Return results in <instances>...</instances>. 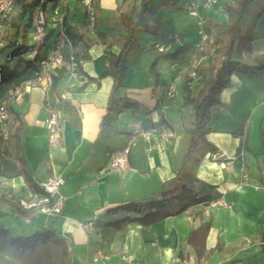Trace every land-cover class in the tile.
<instances>
[{"label":"crops","instance_id":"obj_1","mask_svg":"<svg viewBox=\"0 0 264 264\" xmlns=\"http://www.w3.org/2000/svg\"><path fill=\"white\" fill-rule=\"evenodd\" d=\"M74 1L61 0L56 7L64 10L68 23L79 27L84 34L75 50L79 56V73L74 74L67 65L55 69L47 98L40 86H30L32 74H27L20 84L23 90L6 102L12 119L18 117L15 125L19 126L22 167L28 171L38 191L39 183L49 177L65 179L60 190L62 212L57 217L35 213L28 222L21 221L15 207L4 201L3 194L28 199L33 189L15 173L16 169L3 165L0 166V229H7L12 236L52 229L65 238L75 264H197L186 239L211 216L206 248L212 250L219 245L221 250L212 253L204 264H261L259 262L264 260V188H261L264 153L248 143V127L257 111L264 114V77L252 81L242 73L232 75L229 88L220 96L221 105L211 108V132L204 142L196 144L188 159L195 178L212 188V200L222 197L232 205L231 209L210 210L206 204H199L152 226L144 228L132 222L112 229L109 223L124 216H111L109 209L128 202L141 203L159 192L166 197L178 192L179 182L174 177L185 161L183 157L190 141L185 130L194 126L193 105L188 99V92L193 88L186 87L187 72L195 66L202 75L206 74L213 64L214 49L210 39L204 42L203 50L197 51L195 43L178 57L183 61L180 75L184 92L182 96L176 94L180 97L174 95L156 102L152 92V101L148 104L141 101L135 91L119 89L113 93L114 80L106 74L109 70L106 55L120 53L128 35L117 15L122 11L132 12L137 0H96L100 15L97 26L92 29L85 23L84 12L81 17L75 15ZM232 1L218 0L214 7L201 8L209 35L217 32L212 24L227 21L224 5ZM182 4L184 8L185 1ZM51 6L49 3L46 8ZM261 7L264 1L252 13L253 18ZM53 12L48 10L49 18ZM250 22L245 20L242 30L245 31ZM48 24L49 32L53 26L50 21ZM255 30L259 37L252 42V54L264 57V13ZM53 32H49V40ZM152 42L150 45L154 48ZM171 47L173 52L177 50L174 44ZM45 51L41 49L40 53L44 55ZM233 57L239 60L236 55ZM198 88L194 87L197 91ZM45 98L60 112L62 138L53 146L47 144ZM125 100L133 103L134 108L122 106ZM124 112L131 115L133 128L170 130L174 138L167 144L158 137L149 142L139 138L130 147L126 167L107 173L102 170L106 151L123 146L129 136L127 129H122L125 122L119 119ZM231 112L233 115L226 116ZM224 117H232L229 123L232 126L241 120V126L236 130L215 128L213 120L224 121ZM260 139L264 141V134ZM88 222H93L90 229L80 226ZM99 251L108 259H103Z\"/></svg>","mask_w":264,"mask_h":264},{"label":"trees","instance_id":"obj_2","mask_svg":"<svg viewBox=\"0 0 264 264\" xmlns=\"http://www.w3.org/2000/svg\"><path fill=\"white\" fill-rule=\"evenodd\" d=\"M61 0H14L11 13L6 22L7 29L4 33L6 43L0 46V55L4 56L3 63L0 64V103L9 100L7 93L11 87L18 86L22 83L25 75L32 74L37 70V63L44 58L50 46H46L45 42L49 40L50 31L54 30L53 36L57 35V29L53 28L48 32L46 30L45 40L39 43L33 39V19L37 9L48 12L54 9ZM180 0H157V4L150 5L148 0H139L138 9L134 8L132 12H120L118 20L121 21L122 29L129 35V38L123 40L121 51L114 55L108 53L106 61L109 64V74L114 85L112 92L122 87L123 77L125 73V65L123 57L130 45L135 41L138 32H150L154 35L152 46H165L169 49L161 54V58L177 59L187 47H178L176 51H172L171 45L176 42V35L173 33L172 27L163 19L155 17V10L160 7L175 8ZM264 0H233L231 4L224 5L227 21L219 24H212L217 32L212 36V45L214 49L213 64L209 67L206 74L201 75L199 80V90L194 97H189L190 103L193 104L194 126L186 129L185 132L190 137L189 149L184 155L185 160L180 169L176 173L174 179H177L179 186L176 188L177 193L166 197L163 192L156 193L149 199L143 200L141 203L128 202L120 204L108 210L111 216H124L122 219H116L109 223L112 229H120L128 223H137L142 227L152 226L157 221L178 216L185 210L206 204L212 200V188L202 185L199 179L191 173L188 166L189 157L193 155L196 144L205 141V136L211 132L209 124L211 108L220 106V96L222 91L229 88L231 77L236 73H242L249 80L257 81L264 77V57L252 54V42L258 39L255 30L256 23L264 13V7L255 14L256 16L248 24V27L242 30V26L246 20L248 8ZM52 6L47 9L48 4ZM93 8H95V17L91 25L85 14V23L89 27L95 28L98 24L100 8L93 0ZM85 13V12H84ZM135 16L136 21H132ZM62 31L69 39V44L64 48V64L67 65L73 73L78 74L79 56L76 53L78 44L83 41L84 34L78 27L68 23L66 15L62 20ZM51 39H53L51 37ZM34 40V43L32 42ZM45 48V54H41L40 50ZM35 53V54H34ZM34 54L31 58L30 56ZM236 55L239 60H233L232 56ZM219 63L218 67L216 64ZM125 108H134L133 103L123 102ZM9 109V108H8ZM12 112V111H11ZM18 117L12 119L9 140L0 144V166H10L16 169V174L23 177L26 183H29L35 192L38 186L32 183L28 171L23 165V159L19 153L20 139ZM4 154V155H2ZM17 163V167L15 164ZM6 203L9 201L4 200ZM18 217L22 220L28 218L29 213L15 209ZM133 214V217L127 216ZM211 216L207 221L200 224L194 229L186 239L187 244L193 250L197 264H204L205 260L214 253L220 251L217 245L212 250H207L205 241L210 232ZM0 264H75L73 254L68 250L65 238L60 236L52 229H44V231H36L30 235L12 236L5 229H0Z\"/></svg>","mask_w":264,"mask_h":264},{"label":"built area","instance_id":"obj_3","mask_svg":"<svg viewBox=\"0 0 264 264\" xmlns=\"http://www.w3.org/2000/svg\"><path fill=\"white\" fill-rule=\"evenodd\" d=\"M186 4V11L188 10L196 12L201 8H211L217 5L218 0H184ZM81 6L84 8V12L88 18V21L92 25L95 17V8H93V0H77ZM14 0H0V34L4 33L7 29L6 22L10 15ZM53 15L49 18L48 14L44 10L37 9L34 19H33V39L39 43H43L45 40L46 30L48 29V23L57 29V35L53 36L50 43V47L47 50V54L44 58L40 59L37 63V70L33 73L29 84L30 86H40L44 90V94L47 98V92L53 85V76L52 73L55 69L60 68L64 64V48L69 44L68 37L63 34L62 31V20L65 16V12L59 7L52 9ZM203 22V19H202ZM214 32L209 34H203L201 42L195 44V49L197 51L203 50V44L207 40H212ZM158 49L159 53H164L169 48L165 46H155ZM75 74V73H74ZM196 79V82L199 83V77L196 78L194 73L192 74V79ZM193 81H188L186 87L192 89ZM23 90L21 85L11 87L7 93V96L12 97L19 94ZM167 97H172L176 95V90L174 87H170L166 91ZM44 100V106L48 109V116L44 120L46 125V138L48 146H53L58 144L61 141V118L60 112L57 107L52 104L48 99ZM12 126V113L9 111L7 103H0V140L3 143H6L9 139L10 129ZM127 140L124 145L119 148H112L105 153V161L102 170L111 173L117 169H123L127 165V158L131 150L133 143L142 138L143 140L149 142L153 137H158L160 141L164 144H167L174 138V132L170 130L159 131L155 127H150L143 129L141 127H135L130 131ZM151 150V148H149ZM4 155V154H2ZM65 179L61 177H49L44 181L39 183V192L34 190L31 193V196L28 199L18 196L12 193H4L5 199L10 202V204L15 207V209L29 213L28 218L24 220L28 222L29 217L32 214L39 213L47 216L57 217V215L62 212V202L63 196L60 194L61 188L65 185ZM206 207L210 210L214 208H224L231 209L232 205L229 202L224 201L222 197L213 199L206 203ZM93 225V222H88L83 224V229H90ZM99 255L103 259H108V256L103 252L99 251Z\"/></svg>","mask_w":264,"mask_h":264},{"label":"rangeland","instance_id":"obj_4","mask_svg":"<svg viewBox=\"0 0 264 264\" xmlns=\"http://www.w3.org/2000/svg\"><path fill=\"white\" fill-rule=\"evenodd\" d=\"M138 1L139 0L135 2L136 9H138L139 7ZM74 2V13L76 16L81 17L82 13L84 12V8L77 2V0H75ZM148 2L150 3V5L154 6L157 4V0H148ZM183 2L184 0L178 1V3L176 4L177 7L174 9L172 7H160L159 9L155 10V17L163 19L172 27L173 33H175L176 35V42L174 44L175 49L184 46L187 47V50H190V45L200 43L203 34L206 35L209 34V32L206 30V24L202 22L204 11L202 9H198L196 12H189L188 10L186 11V4L183 8ZM258 5L259 3L254 4L248 9L246 20H248L249 22L251 19H253L252 13L254 11H257ZM107 18L109 20V15L107 16ZM135 19L136 18L134 16L132 21H136ZM126 38H129V35L125 37V39ZM153 38L154 35L150 32H138L136 34L135 41L130 45L123 57V63L126 69L123 77L122 87L119 88L122 90H131L138 92V98L148 104L152 101V92L153 98L156 102H159L160 99L166 100L168 98L166 95V91L170 87H174V89L176 90V94L180 93V96H182L184 92V90L182 89L183 80L182 76L180 75V68L183 65V61H181L179 58L162 59L160 57L161 54L159 53L158 49L152 48L150 45L151 41H153ZM5 39V34H0V46L6 43ZM51 41L52 39L47 40L45 42V45L50 46ZM44 50L45 48L42 49L43 52ZM187 50L184 52H187ZM232 59L235 60L233 56ZM3 61L4 56L0 55V64L3 63ZM190 65L193 66V64ZM171 67L174 69L171 70ZM190 72H187V78L191 77L192 79L193 73L196 78L202 75L201 70H196L195 66L190 69ZM187 78L185 80V83L188 82ZM191 81L194 82V87H199V83L196 82L195 78ZM194 87L190 92H188V99L189 97H194V95L197 93V90L194 89ZM179 95H176V97H178ZM259 112L260 110L254 114L255 116L253 118V122L248 127V143L250 144V146H252V148L260 149V151L264 153V141H260V135L264 134V119H259L261 116H264V114H261ZM233 113L234 112H231L226 116L229 117L230 115H233ZM185 116H187L186 113ZM119 119L125 122L122 126V129L126 128L128 132L132 131L133 125L131 123V115L129 114V112L120 114ZM231 120L232 117L227 119H225L224 117V121L213 120V122L215 124V128L217 129H224L227 127H229L231 130L239 129V127L241 126L239 125L241 120L236 126L229 125ZM261 188H264V185H261ZM17 224H19L21 227V224L19 222H17ZM259 263L264 264V260Z\"/></svg>","mask_w":264,"mask_h":264}]
</instances>
